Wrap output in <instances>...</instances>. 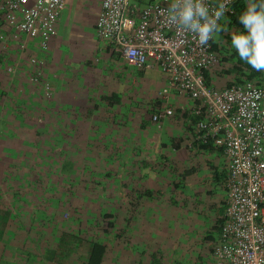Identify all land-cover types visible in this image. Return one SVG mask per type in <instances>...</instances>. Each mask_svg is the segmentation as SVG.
Listing matches in <instances>:
<instances>
[{"label": "trees", "instance_id": "16d2710c", "mask_svg": "<svg viewBox=\"0 0 264 264\" xmlns=\"http://www.w3.org/2000/svg\"><path fill=\"white\" fill-rule=\"evenodd\" d=\"M243 3L244 0H234L231 12L226 13L231 20L230 27H240L237 14L243 8ZM211 50L216 54L217 61L202 69L203 79L207 85L217 88V81L223 78L225 81L222 86L219 85L220 88L247 80L264 86V71L253 69L237 56L235 50L230 48L229 33L224 32L216 37L212 41ZM41 59L40 74H37L36 80H32L31 77L36 75V68L29 62V59L25 73L17 71L10 74L7 70L10 64L9 59L4 54L0 56V116H4L0 143L5 145V149L0 152V256L5 257V253L10 252L14 244L19 249H27L25 246L30 244L31 249L32 244L29 243L28 237L25 235L29 226L34 222L42 225L43 221L47 220L48 224L52 225L51 235L48 236L50 238L39 243L41 252H46L47 255L40 259L36 257L35 263L44 264L43 259H46L47 264H65L64 261H68L67 264H72V262L74 264L78 259V261L80 260L79 264H108L110 244L116 243L124 247V244L130 243V238L126 239L125 237V228L129 220L126 223L123 201L115 204L110 201L109 195L108 197L105 193L106 196L103 195V191L109 189L111 179L115 178L113 173L116 171V167L119 168V165L123 163L121 160L122 149L125 148L123 137L121 136L120 139V135H117V139H115L111 136V132L114 130L116 133L122 131L124 133V128L130 120L126 122V119L120 116L123 114L119 110L123 106L121 94L118 91H113L115 94L111 92L110 98L104 94H99V97L93 95L84 102L86 104L83 106L69 107L60 102L47 107L29 106V101L34 102L32 99L38 101V98H49L44 92L43 94L38 93L44 81L42 66L45 61L43 58ZM138 69L139 71L143 70L142 68ZM97 99L103 103H99ZM107 99L109 100L106 101ZM88 101L90 104L87 103ZM162 101L161 97H156L150 107L152 114L161 112ZM175 109L176 111L173 110L171 115H176L177 120L179 117L183 118L187 137L192 141L189 147L187 143H184L186 149L198 153L216 151L223 154L221 148L211 142L193 140V119L188 110L179 106ZM33 111H38L39 115L33 117L31 113ZM101 116H106L107 119L105 121H102V118L96 119ZM79 117L84 118L85 121L77 123L76 120ZM90 117L96 121H88ZM119 120L122 121L119 122ZM76 126H82L81 129L85 133H75ZM138 127L142 128L143 124H139ZM93 128L95 130L103 129V133L96 134ZM90 130L91 133H89ZM179 143L175 136H170V144L173 149L180 147ZM94 145H100L103 148L100 152L94 151ZM165 145L163 143L160 148ZM161 157L162 154L155 157L157 165H159L156 172L158 184L160 186L166 183L172 184V177L175 179L178 175L182 178L183 175H180L175 163L173 166L167 167L166 163L160 160ZM213 174L215 180L223 182L226 191L225 169L220 174L214 170ZM104 177L107 180H104ZM25 181L28 189L24 185ZM174 184L177 185V183ZM176 187L178 186H171L169 190L174 188L176 192ZM181 188L183 189L184 186L180 185L178 189L181 191ZM164 190V193L162 190H158V203L172 205L171 203L175 202L176 194L173 198H169V190L166 188ZM183 193L182 190L177 198L179 197L181 203L187 206L188 194L182 197ZM88 195L95 200L89 199L84 202L83 197ZM164 195L169 199L166 200ZM223 201L225 204V197ZM81 203L85 208L84 213L96 212V216L85 215L80 220L83 225L86 223L83 228L85 236H79L82 234L79 231L76 234L72 229L66 230L62 223L58 225L52 222V219H56L60 215V209H67L66 207L70 204H76L74 209L76 217L73 216V221H75L81 215V211L78 210ZM112 214L113 216H111ZM156 218L159 220L155 226L154 223L150 226V221L147 222V226H150V234L145 236L144 248L139 254V262L143 264H168L165 262L168 255L164 252L160 253V250L163 251V249L156 250L159 247L156 245L162 244L158 239L157 228L163 229L162 220H164ZM83 220L86 222L84 223ZM223 221L224 211L211 225V230L215 232V235L213 236V233L210 232L204 235L205 241H212V246L209 247L211 255H213L218 242L219 230ZM72 224L68 223L66 226L69 227ZM170 224H166L168 228ZM153 231H156V234ZM153 234L155 245L151 248L152 251H148L147 248L150 250L148 236ZM20 238L21 240H19ZM163 244H167V241L165 240ZM31 251L39 252L35 248H32ZM10 253L12 254V251ZM29 253L33 254L30 251ZM35 256L37 255L35 254ZM30 258H33L32 255Z\"/></svg>", "mask_w": 264, "mask_h": 264}, {"label": "built area", "instance_id": "2783aa9c", "mask_svg": "<svg viewBox=\"0 0 264 264\" xmlns=\"http://www.w3.org/2000/svg\"><path fill=\"white\" fill-rule=\"evenodd\" d=\"M29 1L0 0V13L8 25L33 38L37 50H45L66 0ZM170 2L101 0L96 34L129 65L144 69L157 64L169 85L160 91L161 98L175 92L192 99L187 108L192 139L221 148L226 158L225 210L214 264H264V86L248 80L220 89L207 85L202 69L217 61L212 41L200 46L192 34L171 24L165 15ZM30 62L36 80L42 59L32 56ZM45 89L47 94V83ZM172 111L166 102L152 117L158 120Z\"/></svg>", "mask_w": 264, "mask_h": 264}, {"label": "rangeland", "instance_id": "374dc122", "mask_svg": "<svg viewBox=\"0 0 264 264\" xmlns=\"http://www.w3.org/2000/svg\"><path fill=\"white\" fill-rule=\"evenodd\" d=\"M100 1L101 0H66L65 6L60 16V27H62L63 30H60L61 33L59 34V40L61 42L57 49V51L60 52L59 54H64L68 56L73 54L74 56H78V50L74 49L75 45L73 44V42L76 41L78 42V46L82 45L83 42L85 43L84 49H82L81 51L79 50L80 54L86 55L91 59L95 58L94 54L92 53L96 47L95 43H99L102 41L100 38H98L95 28L92 26V23L95 20V13L99 8ZM129 1L130 3L144 4L149 0ZM31 3L32 0H30L28 4ZM55 28H57V24L55 25ZM14 29L13 27L7 24L2 14L0 13V56L1 54H4L9 59L10 64L8 65V67L14 68V71L10 72L7 67V70L8 72H10V74H14L17 71L25 73L27 69L26 67H28V56L26 55L27 51L23 49L22 41L19 42L22 43V47H12V40H10L9 38H12V34H14ZM29 39L31 40L32 45L34 39ZM49 42L50 39L48 40L47 44ZM42 51L44 52L40 54V56L38 55L39 60L41 58L44 59V53H46L48 50L45 49L41 50V52ZM38 56L35 55L34 57L38 58ZM30 58L31 57H29V62ZM93 62H95V60H93ZM102 63V65L104 66V63H106V61L102 60ZM117 64L118 66H126V71L131 70L133 78V80L130 82V77L129 75H127L126 91L124 90L123 84L121 86H118L117 89V91L121 94V103L123 106L122 109L119 110L121 114H123L120 116H123V118L126 119V122L130 120L127 123V126L125 127V131L127 133L139 132L142 134V136L148 137V140L152 137L160 139L164 144H166L165 147L161 148L162 157L160 160L165 162L167 167H169L170 165L173 166V163H175V166L180 171V175H186L185 179L182 176L180 180H184V184H186L183 189L181 188V191H184L182 197L185 194H188V198L186 199V201L188 202L187 206H184L181 203L182 201L179 197L177 198V196L179 195L177 188L176 197H174L175 202L171 203L172 205H170L169 203H159V209L157 212H155L153 208L149 209L150 226L153 225L154 216L159 217L160 219H164L162 220L163 229L157 228L158 239L161 240L160 243L162 244L156 245V247L159 246L158 248H156V250L163 249V251L160 250V253L164 252L168 255L167 259L165 258V262H167L168 264H214V256L209 253V247L212 246V241H205L204 235L207 232L213 233V236L215 235V232L211 230V225L214 223L217 217L221 216V214L225 210V204L223 199L225 197L226 191L224 189L223 182L221 180L217 181L214 179L213 172L214 170H216V172L220 174L223 169H225L224 166L226 165V158L224 154L216 151H201L199 153H194L193 151L183 147L185 146V144H183L182 147L176 150L173 149L170 144L169 137L176 136L177 133H184V128H179L176 115H162L161 118H159L158 120H153L152 110L150 109L151 104L155 102L156 97H161L160 91L164 90L165 88H168L169 85L167 81V76L160 71L157 64H155L151 68H144L141 71H139V69L135 66L126 65L127 63L124 59H119L117 61ZM82 69L85 70L86 67L82 66L80 70L81 72ZM95 76L96 73L94 72V77ZM86 78L87 80H90L88 77ZM49 80V78L47 80H44L41 89L38 90V93L43 94V92L46 91L45 84L47 83V91L49 90L47 92V95L49 96V98H38V101L32 99L34 102L29 101V106L34 107L36 105V108L45 107L47 106V104L49 106V102L55 99L54 96L51 97L53 94ZM123 81L124 80H122V82ZM224 81L225 79L221 78L217 81V83L215 82L217 88H220L219 85L222 86ZM94 85V88L96 89L97 87H99L100 84L96 82ZM111 87L115 88L116 84L112 85ZM106 89L103 90V93L105 96H108V98H110L111 92L112 94H115L113 93L114 90L108 91ZM100 93L97 91L94 92L93 95H97L99 97ZM168 96L169 97L166 99V101L172 104V110L174 108V110L176 111V105L179 104L186 106V108H189L192 104V99L188 98L186 95L171 92L168 94ZM108 100L109 99H107L106 101ZM162 100L165 101L164 99ZM97 101H99V103H103L99 99H97ZM57 103H59V101ZM31 113L33 117L39 115L38 111H33ZM3 118L4 116H0V134L4 121ZM8 119L10 120V118ZM28 119L32 120L30 118ZM139 124H143V127L139 128ZM112 133H114V130ZM184 139L185 141H187V138L185 136ZM142 141L146 143L147 140H145L144 138V140ZM189 143L190 140L188 141V147L190 146ZM4 149L5 145L3 143H0V152ZM124 157L125 156L122 155V162ZM165 173L168 174L167 171H165ZM103 179L107 180V178L105 177ZM175 179L179 180V176ZM160 187L163 193L165 191V188L167 190H169L170 188L167 183ZM164 197L166 198V200L169 199L165 195ZM89 199L95 200V198H91L89 195L87 197H83L84 202H87ZM169 205L171 208L169 207ZM75 206L76 204H70L68 205V207H66L67 209L61 208L60 215H58L56 219H52V222L54 224L57 223L58 225L62 223L63 226H65L63 228H65L66 230L72 229L74 230L73 232L76 234H78L79 232L83 234V228L86 225V221L84 222L83 220V222L85 223V225H83L80 220L84 218L85 215L96 216V212L94 211V213L92 214L84 213L85 208L82 206L81 203L79 204L78 209L79 211H81V215L78 219L73 221V216L76 217V211L74 210ZM111 216H113V214ZM71 221L73 222V224ZM68 223H71L73 226L71 225L67 227L66 225ZM166 224H170V227L168 228ZM45 229L52 230V225L47 224ZM161 230H163V232H161ZM82 234H79V236L86 235V233H84L83 235ZM154 238V234L148 236V246L150 247V250L147 248L148 251H152L151 248L155 245ZM165 240L167 241V244H163ZM26 248H30V244L26 245ZM36 248H38V245L36 246ZM108 250H114L113 246L109 245ZM26 255H28V257L31 256L29 252H27ZM11 257V253L7 251L5 253L6 263L12 262ZM66 262L68 261H64L63 263L67 264ZM79 262L80 260L78 261L77 259L74 264H79Z\"/></svg>", "mask_w": 264, "mask_h": 264}, {"label": "crops", "instance_id": "0c3cea01", "mask_svg": "<svg viewBox=\"0 0 264 264\" xmlns=\"http://www.w3.org/2000/svg\"><path fill=\"white\" fill-rule=\"evenodd\" d=\"M98 10L99 8L97 9V11ZM97 11L95 13V19L97 17ZM60 20L61 17H59L56 22L57 28H55V34L50 38V42L47 44L48 46L46 48L48 51L44 53L45 55L43 56L45 63L42 66V79H50L49 81L51 84L53 96L55 97L54 100H51V102H49L50 105H54V103H57L59 101L60 103H64L66 106L69 107H73L74 105L83 106V104H86L84 102L89 100L91 96H93L94 92L98 91L99 93L101 92L100 94L103 95V90H105L106 88V90L108 91H117L118 86H121L122 84L124 85V90L126 91L127 75H129L131 82L133 80L132 72L131 70L126 71V66H118L117 61L123 58L117 52H115V50L109 43L103 40H101L102 42L95 43L96 47L92 52L95 58L92 59L90 57H87L86 55L80 54V51L85 47L84 42L80 46H78V42H73V44L75 45L74 49L78 50V56H74L73 54H71L70 56L59 54L60 52L57 51L58 46L61 44L59 40V34L61 33L60 30H63L62 27H60ZM94 24L95 20L92 23L93 27ZM13 33L14 34H12V38H9L10 40H12V47H20L22 43L19 42L22 41L23 49L27 51L26 55L28 56V59L29 57H34L35 55L40 56V54L44 52H41L40 50L36 49V47L34 46L35 40H32L33 44L31 45V40L24 34H22L16 29H14ZM93 60H95V62H93ZM102 60L106 61V63H104V66L102 65ZM126 65L129 64L127 63ZM82 66H85L86 69H82L81 72L80 70ZM94 72L96 73L95 77ZM86 77H88L90 80H87ZM122 80L124 81L122 82ZM96 82L100 85L95 89L94 84ZM114 84H116V87L112 88L111 86ZM162 102L163 104H166L167 101L165 100ZM87 103H89V101ZM168 104L172 107V104ZM177 106L182 107V109H187L186 106L180 104L176 105V107ZM99 118H102V121H105L107 119L106 116L97 117L96 119ZM90 120L96 121L92 117H90L88 121ZM83 121L85 120L82 117H79L76 120L77 123H83ZM121 121L122 120H119V122ZM177 123L179 124L180 129L184 128V133H177V135L175 136L176 140L180 142V147H182L184 142L188 144L189 138L186 134L187 131L185 130V123L183 121V118L179 117ZM81 128L82 126H76L74 128V132L80 134L85 133V131ZM102 130H95V128H93V131L96 132V134H102ZM89 133H91V130L89 131ZM117 135H120V139L121 136L123 137V144L125 148L122 149V155L125 157L123 159V163L119 165V168L116 167V171L113 173L115 178L111 179L109 183V189L107 191L104 190L103 195L104 193H108L110 201L115 204L123 201L126 223L129 220L125 228V237L126 239L130 238V243L124 244V247L116 243L110 244L113 246L114 250H109L108 264H143L139 262V254L144 248L145 236L150 234V226H147V222H149V209L153 208L155 212H157L159 209L158 190H161V188L156 179V172L159 169V165H157V158L155 157L161 154L160 147L163 142L160 139H157L156 137H152L151 139L149 138L148 140V137L142 136V134L139 132H111V136L115 139H117ZM184 136L187 138V141H185ZM144 138L145 140H147L146 143L142 141L144 140ZM180 138L182 139L181 141ZM102 148L103 146L94 145L93 149L94 151L100 152ZM178 148L174 149L176 150ZM179 178L181 177L179 176ZM183 178L185 179L186 176H184ZM171 182L172 184H168L170 188L171 186H178L176 187V189L179 188L180 185H183L184 187L186 186V184H184V180H176L173 177ZM174 183H177V185H175ZM24 185L26 186V189L29 188L26 185V181ZM180 192L181 191L178 189V194ZM175 194L176 192L174 191V188L168 191L169 198H173ZM150 202H152V204H150ZM44 216L46 217V214H44ZM157 220L159 219L154 216V226L158 223ZM47 224L48 221H43L42 225H38L36 222H34V224H31L29 226V230L25 234L28 237L29 243L32 244L31 249H38L39 252L31 251L30 248L28 250L24 248L19 249L17 245L14 244L13 249L11 250L12 262L6 263L5 257L0 256V264H35L36 257L37 259H40L41 257H46L47 253L41 252L39 243H42L43 240L46 241L50 238H48V236L51 235L52 230L45 229ZM153 233L156 234V231H153ZM109 239L111 242V235ZM19 240H21V238ZM36 244L38 245V248H36ZM29 251L33 253L31 255L34 259L26 255ZM35 254L37 256H35ZM43 261L44 264H47L46 259H43Z\"/></svg>", "mask_w": 264, "mask_h": 264}, {"label": "clouds", "instance_id": "9594fccd", "mask_svg": "<svg viewBox=\"0 0 264 264\" xmlns=\"http://www.w3.org/2000/svg\"><path fill=\"white\" fill-rule=\"evenodd\" d=\"M232 0H171L167 20L192 34L200 46H208L221 33L230 36V48L253 69L264 71V0H244L237 14L240 27H230Z\"/></svg>", "mask_w": 264, "mask_h": 264}]
</instances>
